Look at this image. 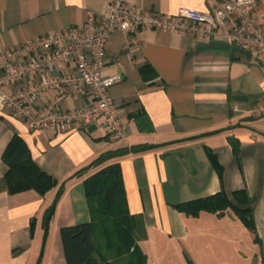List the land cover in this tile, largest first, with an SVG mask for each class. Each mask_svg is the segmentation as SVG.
Returning <instances> with one entry per match:
<instances>
[{"label":"crops","instance_id":"0c3cea01","mask_svg":"<svg viewBox=\"0 0 264 264\" xmlns=\"http://www.w3.org/2000/svg\"><path fill=\"white\" fill-rule=\"evenodd\" d=\"M112 0H0V53L97 18ZM133 8L173 15L181 8L209 11V0H124ZM264 13V0H258ZM103 76L119 74L110 90L127 138L111 142L102 121L82 131L31 130L0 112V264H68L61 230L91 223L85 180L118 164L126 206L140 221L137 244L146 264H264V61L221 39L178 32H116ZM64 71L75 73L73 66ZM86 88L47 91L34 109L86 106ZM213 132L217 134L209 135ZM20 137L37 166L59 182L45 196L22 189L3 155ZM137 145L160 147L112 159L70 179L100 155ZM237 146V153L235 147ZM212 151L222 167L210 162ZM69 180V181H68ZM65 191L49 222L44 218L62 183ZM246 190L256 232L231 209L189 217L175 209L224 191ZM107 251H104L106 254ZM129 257L110 260L128 264Z\"/></svg>","mask_w":264,"mask_h":264},{"label":"built area","instance_id":"2783aa9c","mask_svg":"<svg viewBox=\"0 0 264 264\" xmlns=\"http://www.w3.org/2000/svg\"><path fill=\"white\" fill-rule=\"evenodd\" d=\"M178 31L200 40L221 39L257 54L264 61V13L258 0H209V11L181 8L176 14L140 11L112 0L97 18L34 38L0 53V112L25 122L31 130L82 131L102 121L109 141L127 138L110 93L119 74L103 76L108 45L116 32ZM73 66L75 73L64 71ZM64 87L69 94L86 88L91 101L70 111L50 104L34 109L41 94Z\"/></svg>","mask_w":264,"mask_h":264},{"label":"trees","instance_id":"16d2710c","mask_svg":"<svg viewBox=\"0 0 264 264\" xmlns=\"http://www.w3.org/2000/svg\"><path fill=\"white\" fill-rule=\"evenodd\" d=\"M217 133L219 132L209 135ZM158 147L160 146L137 145L130 149L106 152L70 179L80 177L85 172L98 168L112 159L131 153L150 151ZM237 150L236 146V153ZM207 155L213 167L221 172L222 167L216 155L209 149H207ZM3 159L9 166V173L20 179L22 189H32L41 196H45L59 185L57 180L37 166L25 142L18 136H14L11 140L4 152ZM68 181L62 183L52 206L45 214V240L48 235L49 222L64 194ZM84 184L92 221L86 225L61 230L67 263L111 264L110 260L122 259L127 256L130 259L128 264H146L147 257L137 244L136 234L141 223L137 217L128 213L119 165L111 164L101 168L87 178ZM175 209L194 218L199 217L202 212L221 216L225 210L231 209L248 230L256 232L253 199L249 197L246 190L235 191L230 197L221 191L204 199L178 204ZM104 251L107 253L104 254ZM40 263L41 259L37 264Z\"/></svg>","mask_w":264,"mask_h":264}]
</instances>
